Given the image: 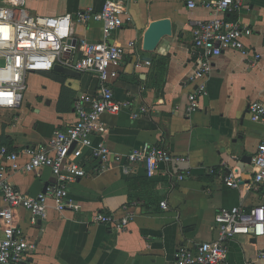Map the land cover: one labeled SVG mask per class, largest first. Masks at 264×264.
I'll return each instance as SVG.
<instances>
[{"label": "crops", "instance_id": "1", "mask_svg": "<svg viewBox=\"0 0 264 264\" xmlns=\"http://www.w3.org/2000/svg\"><path fill=\"white\" fill-rule=\"evenodd\" d=\"M123 1L130 17L110 42L127 51L119 78L113 82L115 100L125 106L118 114L102 116L107 129L104 141L118 154L126 155L143 146H162L174 157H185L189 162L170 164L174 177L167 176L166 167L161 165L157 176L148 178L142 165L131 167L130 174L121 167L102 172L89 149L74 147L70 159L83 167L87 176L70 185L69 196L81 211L60 213L49 199L46 218L32 224L31 214L17 209L15 223L37 245L25 264H174L180 247L193 248L217 238L215 218L219 210H250L264 205V187L254 185L252 168V160L264 141V124L253 122L248 114L250 104L264 103V3L245 0L240 12L223 16L253 30L245 43L261 54L259 66L250 68L237 51L223 52L214 59L208 95L200 99L199 110L189 114L188 96L197 89L195 83L189 82L197 61L192 23L215 17L213 11L200 5L213 0ZM190 1H196L198 7L191 9ZM28 2L32 14L55 17L75 15L89 8L99 12L105 0ZM166 18L172 21L173 35L163 38L156 51L145 52L143 40L151 23ZM76 29L80 38L93 43L103 41L99 23ZM132 42L136 43L135 49H131ZM139 58L150 59L152 65L137 68ZM49 73L28 77L36 87L32 92L27 90L19 110H0V146L18 152L45 146L56 130L65 131L77 122L75 104L96 95L100 88L93 74L67 76L65 86L76 93V98L70 110L67 106L61 110L62 85ZM27 94L31 97L26 100ZM142 107H148V113H142ZM134 113L140 114L139 118L133 119ZM101 137L96 135L94 141ZM27 161L22 155L20 166ZM187 171L191 177L179 181L176 175ZM229 173L241 182L239 189L226 186ZM10 181L36 198L56 177L45 167L12 174ZM164 201L167 210L161 207ZM5 205L0 198V209ZM97 212L116 219L132 215L134 219L120 231L95 224ZM4 237L5 228L0 222V239ZM227 247L230 264H264V237L240 235Z\"/></svg>", "mask_w": 264, "mask_h": 264}, {"label": "built area", "instance_id": "2", "mask_svg": "<svg viewBox=\"0 0 264 264\" xmlns=\"http://www.w3.org/2000/svg\"><path fill=\"white\" fill-rule=\"evenodd\" d=\"M245 0L202 1L200 5L215 13L209 20H195L192 23L194 44L197 50L195 71L189 78L197 89L188 96L189 114L200 108V99L208 95V80L212 74L214 59L225 51L241 53L248 66L257 68L261 54L246 45L245 40L253 34L248 26L239 21L224 18L230 12H240ZM264 3V0H261ZM191 9L198 7L196 1L188 2ZM129 10L123 0H105L101 11L92 8L80 10L75 15L41 16L31 13L27 0H0V110H19L28 90V77L32 74L51 72L55 65L73 69L81 74H93L98 78L100 88L96 95L86 96L75 104L77 122L67 130H56L44 146L24 148L22 152L7 146H0V198L5 206L0 209V222L5 228V237L0 239V264H25L30 254L36 252L37 245L30 242L23 229L15 223V211L24 209L31 214V223L44 220L47 216L49 199L62 213L66 210L80 212L81 208L69 196V187L87 176L86 170L70 158L72 147L80 146L91 151L92 158L99 163L102 172L121 167L126 174L133 173L131 167L142 165L146 176L154 178L161 165L165 174L174 177L170 164H188L185 157H174L162 146L135 148L126 155L113 152L104 141L106 126L102 122L105 114H118L125 106L116 102L113 82L119 78L126 48L112 44L110 39L120 30ZM99 23L103 30V41L89 42L77 35L78 26ZM131 49L136 43L130 44ZM152 61H137V68L150 67ZM142 107V113H148ZM250 119L264 124V103L255 102L248 109ZM140 114L134 113L133 119ZM18 120V118H16ZM99 135L101 140L94 141ZM28 158L21 167L19 160ZM50 168L56 181L46 188V192L36 198L18 190L10 181V176L22 171L35 172ZM254 185L264 187V141L259 145L252 160ZM211 173L215 171L211 170ZM190 171L178 174L177 179L190 178ZM225 184L239 189L241 182L229 173ZM161 207L168 209L166 201ZM134 216L116 219L106 212H97L95 224H102L123 231L128 228ZM217 238L196 244L193 248L180 247L174 264H230L227 243L237 236L264 237V205L250 210L242 207L223 208L215 218ZM264 258V254H261Z\"/></svg>", "mask_w": 264, "mask_h": 264}, {"label": "water", "instance_id": "3", "mask_svg": "<svg viewBox=\"0 0 264 264\" xmlns=\"http://www.w3.org/2000/svg\"><path fill=\"white\" fill-rule=\"evenodd\" d=\"M173 35V24L170 19H161L151 23L143 40V50L147 53L156 51L163 38ZM149 60L150 59H146ZM54 71L60 72L68 77L80 78L82 74L60 64L55 65ZM75 145L72 147V149ZM46 191V189H45Z\"/></svg>", "mask_w": 264, "mask_h": 264}, {"label": "trees", "instance_id": "4", "mask_svg": "<svg viewBox=\"0 0 264 264\" xmlns=\"http://www.w3.org/2000/svg\"><path fill=\"white\" fill-rule=\"evenodd\" d=\"M49 77L62 85L60 109L62 110L63 106H67L66 108L70 110V108H72L74 105L76 93L65 86L66 80L68 79L67 76L60 72L51 71V73H49ZM130 187L133 188V183H130Z\"/></svg>", "mask_w": 264, "mask_h": 264}, {"label": "rangeland", "instance_id": "5", "mask_svg": "<svg viewBox=\"0 0 264 264\" xmlns=\"http://www.w3.org/2000/svg\"><path fill=\"white\" fill-rule=\"evenodd\" d=\"M29 5H30V3L27 0V6H29ZM38 74H40V73H38ZM39 76H41V75H39ZM35 87H36V82H33V80L30 78L28 80V89H29L28 91L32 92V90H34ZM29 94H31V93H29ZM29 94H27L26 100H27L28 97H31V96H29Z\"/></svg>", "mask_w": 264, "mask_h": 264}]
</instances>
